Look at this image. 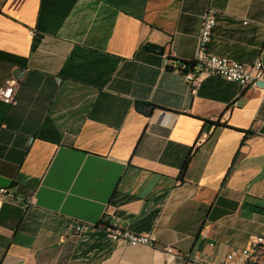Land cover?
Segmentation results:
<instances>
[{"label": "crops", "instance_id": "crops-1", "mask_svg": "<svg viewBox=\"0 0 264 264\" xmlns=\"http://www.w3.org/2000/svg\"><path fill=\"white\" fill-rule=\"evenodd\" d=\"M209 6V51L264 64V0H0V188L33 201L0 208V264H174L164 244L217 262L264 234V86L192 95L175 70Z\"/></svg>", "mask_w": 264, "mask_h": 264}, {"label": "built area", "instance_id": "built-area-1", "mask_svg": "<svg viewBox=\"0 0 264 264\" xmlns=\"http://www.w3.org/2000/svg\"><path fill=\"white\" fill-rule=\"evenodd\" d=\"M216 24L217 10L209 6L203 16L194 58L191 61L182 62L180 67L175 69L184 78L190 93L197 95L202 82L210 76H220L228 81L238 82L244 87H260L258 83L264 82V64L261 58L247 65L209 51L208 46L214 35ZM0 99L6 103H14V86L0 87ZM7 202L20 204L24 208L33 203L32 200L22 198L13 188L1 187L0 208ZM94 226L84 222H75L73 227L79 234ZM98 226L104 228L113 240H123L130 246L158 247L156 234H139L122 228L119 224L112 222L107 214L102 217ZM160 250L171 259L182 257L172 244L161 245ZM191 261L193 264H264V234L252 236L244 248L228 252L217 262L201 258H194Z\"/></svg>", "mask_w": 264, "mask_h": 264}, {"label": "trees", "instance_id": "trees-1", "mask_svg": "<svg viewBox=\"0 0 264 264\" xmlns=\"http://www.w3.org/2000/svg\"><path fill=\"white\" fill-rule=\"evenodd\" d=\"M150 48L153 49V50H158V49L161 50V48L156 47V46H151ZM145 105H148V104H145V103H143V102H137V103H136V107H137V109H140V110L143 109V107H144ZM210 123L213 124V125H215V126H217V127L222 125V124H221L220 122H218V121H217V122H214V121H213V122H210ZM188 160H189V159H187L186 162H185V164L183 165V168H182V174H183V172L185 171V169H186V167H187Z\"/></svg>", "mask_w": 264, "mask_h": 264}, {"label": "water", "instance_id": "water-1", "mask_svg": "<svg viewBox=\"0 0 264 264\" xmlns=\"http://www.w3.org/2000/svg\"><path fill=\"white\" fill-rule=\"evenodd\" d=\"M259 84V86H264V82H259L258 83ZM184 261H185V259H183V258H176L173 262H174V264H182V263H184Z\"/></svg>", "mask_w": 264, "mask_h": 264}]
</instances>
